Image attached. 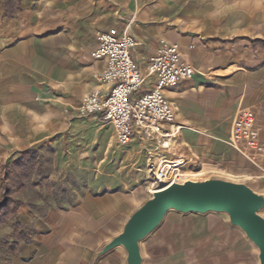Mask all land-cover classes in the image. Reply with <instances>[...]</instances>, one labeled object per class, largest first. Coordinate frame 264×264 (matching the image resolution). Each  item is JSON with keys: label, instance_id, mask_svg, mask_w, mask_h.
<instances>
[{"label": "crops", "instance_id": "0c3cea01", "mask_svg": "<svg viewBox=\"0 0 264 264\" xmlns=\"http://www.w3.org/2000/svg\"><path fill=\"white\" fill-rule=\"evenodd\" d=\"M111 31L136 38L132 56L143 72L162 42L178 46L196 69L165 89L183 127L175 152L134 135L154 167L162 158L179 161L182 172L208 176L203 181L242 183L264 195V158L255 165L227 143L242 109L257 113L264 142V0H20L13 18L0 0V198L4 166L108 125L104 115L77 109L94 91H109L92 54L97 35ZM155 87L151 78L142 92ZM146 195L145 202L149 188L86 195L44 215L23 205L19 219L35 234L13 264H128L123 248L101 252ZM221 215L170 211L141 242L143 264H260L258 248Z\"/></svg>", "mask_w": 264, "mask_h": 264}, {"label": "built area", "instance_id": "2783aa9c", "mask_svg": "<svg viewBox=\"0 0 264 264\" xmlns=\"http://www.w3.org/2000/svg\"><path fill=\"white\" fill-rule=\"evenodd\" d=\"M97 38L98 48L92 56L104 64V70L96 78L109 86V91H94L84 98L77 109L79 115H104L120 146L130 144L138 132L146 141L154 142L170 153L183 127L176 124V110L167 99L165 89L192 79L196 69L182 61L178 46L162 42L143 72L132 56L138 46L133 35L127 31L121 35L111 31L101 32ZM151 78L156 80V87L142 92ZM227 143L251 163L259 165L264 158V142L254 110L238 112ZM181 166L179 161L168 162L162 158L155 167L151 193L173 183H184Z\"/></svg>", "mask_w": 264, "mask_h": 264}, {"label": "rangeland", "instance_id": "374dc122", "mask_svg": "<svg viewBox=\"0 0 264 264\" xmlns=\"http://www.w3.org/2000/svg\"><path fill=\"white\" fill-rule=\"evenodd\" d=\"M176 149L174 146L171 152ZM46 151H49L46 156L52 161L49 181L44 186L34 188L33 193L28 191L20 195L24 200L33 195L37 198V213H46L54 207L66 208L81 196L142 192L143 188H149L152 192L154 188V159L149 156V150L143 149V144L136 138L128 145L120 146L115 140L114 129L109 124L100 132L86 127V132L65 139L58 149ZM205 178L208 176L183 172V182L203 181ZM148 197L150 196L146 195L139 203L135 202L128 218ZM221 216L228 218V215ZM262 216L264 217V210ZM7 232L9 229L4 231L3 236Z\"/></svg>", "mask_w": 264, "mask_h": 264}, {"label": "water", "instance_id": "95a60500", "mask_svg": "<svg viewBox=\"0 0 264 264\" xmlns=\"http://www.w3.org/2000/svg\"><path fill=\"white\" fill-rule=\"evenodd\" d=\"M264 195L249 186L221 179L173 183L153 193L127 221L123 232L107 244L104 255L124 247L128 264H143L140 244L164 221L170 211L183 214H227L258 248L264 264Z\"/></svg>", "mask_w": 264, "mask_h": 264}, {"label": "trees", "instance_id": "16d2710c", "mask_svg": "<svg viewBox=\"0 0 264 264\" xmlns=\"http://www.w3.org/2000/svg\"><path fill=\"white\" fill-rule=\"evenodd\" d=\"M3 1L6 4V17H15L20 11V0ZM47 152L49 151L25 152L17 161L3 168V190L0 199V264H13V257L19 253L21 244L33 241L35 230L23 225L19 219V210L23 205H28L31 211L36 212L39 207L37 198L33 195L24 200L20 195L28 191L33 193L34 188L44 186L49 181L52 161L46 156ZM44 214L42 212V215ZM6 229H9V233L3 236L2 232Z\"/></svg>", "mask_w": 264, "mask_h": 264}, {"label": "bare ground", "instance_id": "6f19581e", "mask_svg": "<svg viewBox=\"0 0 264 264\" xmlns=\"http://www.w3.org/2000/svg\"><path fill=\"white\" fill-rule=\"evenodd\" d=\"M261 215H262V213H261ZM228 217H229V216H228ZM120 248H123V249L125 250V248H124V247H122V246H121ZM125 251H126V250H125ZM126 253H127V251H126ZM127 256H128V255H127Z\"/></svg>", "mask_w": 264, "mask_h": 264}]
</instances>
